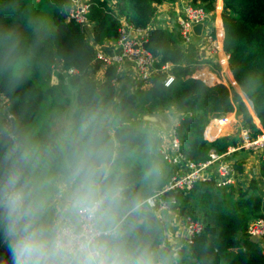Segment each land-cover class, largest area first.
<instances>
[{"label":"trees","instance_id":"obj_1","mask_svg":"<svg viewBox=\"0 0 264 264\" xmlns=\"http://www.w3.org/2000/svg\"><path fill=\"white\" fill-rule=\"evenodd\" d=\"M117 1L119 14L125 15L134 26L147 29L145 46L159 56L156 65L162 67L170 62L174 64L172 71L176 75L170 85L164 84L160 74L150 88L125 94L120 111L142 96L152 99L157 110L175 104L187 111L176 131L183 153L196 162L207 159L212 150L222 153L236 143V137L229 132L213 139L205 137V127L214 117L239 113L245 124L257 131L264 130V0H223L222 11L224 49L229 54V66L251 99L261 127L239 91L213 79L209 70L184 77L188 66L183 59L188 57L190 62L200 59L185 53L172 30L161 24L151 26L156 4L166 0ZM86 2V14L94 22L95 42L116 40L121 20L109 0ZM72 3L73 0H0V94L8 101V105L0 102V107H4L0 108V141L5 130L23 131L27 126L32 136L37 131L34 140L38 143L52 142L61 131L57 126L59 120L70 110L72 89L76 90L77 100L72 118L85 109H101L112 117L116 95L114 80L120 76L118 65L105 68L107 81L101 84L89 76L97 46L87 41L81 25L69 17ZM190 3L214 18L218 0H191ZM16 63L23 66L17 74L13 72ZM69 69L74 71L68 74ZM54 71L58 79L64 80L61 84L50 81ZM57 91L62 100L50 108H42L44 99ZM7 112L15 115L11 121L7 119ZM2 125L7 128L3 129ZM149 126L125 122L115 128L122 146L120 162L130 190L144 198L162 188L176 170L175 165L164 160L160 151L161 137ZM234 167L243 170L241 163H235ZM162 170L168 171L167 176L154 183L152 177ZM147 173H151V179L145 183ZM259 173L264 177V157L260 160ZM171 194V191L166 192L168 196ZM174 195L180 211L199 219L203 229L192 240L183 237L181 248L175 251L168 231L174 225L178 227L177 224L167 223L148 208L146 220L137 233L138 238L150 243L168 264H264V248L248 234L251 222L264 217V196L259 192L256 177H252L247 186L206 179L198 181L190 191H177ZM0 264H11L10 254L3 244H0Z\"/></svg>","mask_w":264,"mask_h":264},{"label":"clouds","instance_id":"obj_2","mask_svg":"<svg viewBox=\"0 0 264 264\" xmlns=\"http://www.w3.org/2000/svg\"><path fill=\"white\" fill-rule=\"evenodd\" d=\"M113 120L85 109L47 145L27 131H4L0 244L11 264H168L138 238L148 206L130 190Z\"/></svg>","mask_w":264,"mask_h":264},{"label":"built area","instance_id":"obj_3","mask_svg":"<svg viewBox=\"0 0 264 264\" xmlns=\"http://www.w3.org/2000/svg\"><path fill=\"white\" fill-rule=\"evenodd\" d=\"M190 2L191 0H188L183 3L184 14L178 21L179 31L183 41L186 44L191 43L197 35L194 31L195 25L202 24L200 44L210 53L218 51L219 48H222V40L219 39L220 36L218 32L212 30L211 26V24H215L216 21L213 19V16L205 12L203 8L195 7ZM86 11V0H73L69 9V17L78 22L83 29L90 20ZM119 16L121 27L119 37L116 39L118 49L116 50L113 48V50H108L103 46V43L97 44L94 62L104 69L109 65L116 64L119 66L118 70H120V66L126 60L132 61L136 71L135 87L154 85L156 75L158 74L164 75L163 81L165 85H170L174 82L176 78L175 73L172 71L174 64L167 62L162 67H158L156 61L159 60V56L154 55L145 46V39L148 37L147 29L136 27L130 23L125 16ZM151 26L156 25L151 24ZM207 57L208 56L199 55L200 60L185 62L188 66L185 74L191 76L190 74L192 73L206 69L210 71L213 79L229 84L225 76L224 66H215L213 62L209 63L208 60L205 59ZM203 59L205 60L201 61ZM73 71L74 69H69V73ZM8 116L12 120L14 114L8 112ZM231 117V115H224L212 118L205 127V137L213 139L228 132L229 127L235 121V118ZM176 126L177 123L171 128L170 132H161L162 142L160 151L167 161L177 166V169L166 185L147 196L145 200L148 208L153 209L159 217L165 219L166 222L172 219L169 221V224L175 223L178 226V220L174 219L173 213H171L173 206L176 207L177 205V199L174 193L177 191L188 192L198 181L206 179H213L217 182L233 183L236 169L234 164L229 160V155L239 149H246L257 151L262 154L263 158L264 130L257 131L249 125L241 123L239 126V141L230 144L225 152L218 153L212 150L207 159L196 162L189 159L181 150V142L176 132ZM167 191H171L173 194L168 196L166 195ZM184 221L185 226L179 228L176 233L177 242H174V244L172 243L175 251L181 247L183 237L186 236L188 239L192 240V238L203 229V224L199 219L187 215L184 217ZM180 229L183 231V234L180 232ZM248 234L249 237H258V241L264 238V217H258L251 222L248 228ZM169 241L172 242L171 240Z\"/></svg>","mask_w":264,"mask_h":264},{"label":"crops","instance_id":"obj_4","mask_svg":"<svg viewBox=\"0 0 264 264\" xmlns=\"http://www.w3.org/2000/svg\"><path fill=\"white\" fill-rule=\"evenodd\" d=\"M185 1H188V0H180V1L166 0L162 3H158L156 5V11H155L151 24L152 25L161 24L169 28L170 30H172L175 36L180 39V44L184 48V51L186 54L187 53L192 54L195 57V59H199V55L208 56L205 59H207L209 63L213 62L215 66H218V65L224 66L225 76H226L228 83L232 85L235 90L239 91V93L241 94L245 102L246 101L248 102L247 99H249V101L251 102V106L247 102L246 103L254 116L256 124L259 127H261L260 120L257 117V114L254 109V105L251 99L243 91V89L241 88L237 80L235 79L233 72L229 66V54L224 49V26H223V19H222V11L224 10L223 0H218L216 13L214 14V20L216 22L215 24H213V27H214L213 30L218 32L220 36L219 39L222 40V48H219L218 51L211 52V53L206 51L203 48V46L200 44L201 42L200 38L202 36V26L194 29L197 35L191 43L186 44L183 41V38L179 31L178 21L184 14L183 3ZM109 3L118 13V9H119L118 1L109 0ZM119 15H122V14H119ZM93 27H94V22L90 21V26L88 27V29H86V27L83 29L85 32L87 41L92 42V43L95 41L94 34H93ZM102 43H103V46L106 47L108 50H113V48H115L116 50L118 49L117 40L106 39ZM183 60H184V64L185 62H190L189 61L190 59L188 57H185ZM89 76L96 79L98 84H101L104 81H107V76H106L104 68H102L101 66H99V64H96L95 62H94L93 68L90 70ZM135 77H136V71H135L133 62L130 60H126L120 66V76L118 77V79L115 80V83H114L115 89H116V95H115L114 102H113V108H115L116 106H119V108H121L120 107L121 99L125 94H128L130 92H135L138 89L146 90L152 86L151 85V86H146V87L145 86L135 87L134 86ZM56 78L58 77L56 76ZM55 83H58V82H55ZM74 100H76V90L72 89L70 107L72 106ZM0 102L5 103V104L8 103L5 95L0 94ZM150 105L152 108H154L153 100L150 103ZM150 105L148 106L149 108H150ZM170 105L173 106L174 104H170ZM130 106L126 108H129ZM165 108H169V106ZM251 108L253 109L251 110ZM123 111L118 110V112H123ZM171 113H172V118L170 119L169 125L162 123L159 119L156 118V116L155 118H148L145 116V118L143 117L142 119H146V121L150 122L151 124L153 123L156 126V128L160 131L170 132L171 128H173L176 125V123L180 121L185 111L172 110ZM112 117L114 118V113ZM233 118H235V121L229 127L228 132L236 137V141H239V126L241 125V123H244V122L242 121V115L239 113H234ZM121 123H125V122L115 121L113 124H116L115 126H117L118 124H121ZM261 158H262V154L258 153L257 151H253V150L239 149L231 153L229 155V160L233 164L241 163L243 166L242 171L235 168L236 174L233 180V184H235L236 186H247L249 184L250 179L252 177H256L259 183V192L264 196V177L261 176L259 173V164H260ZM263 211H264V200H263ZM174 226H175L173 227L174 232L172 233L173 238L175 237V234L179 230V226L178 227H176V225ZM259 242L264 248V238L259 239Z\"/></svg>","mask_w":264,"mask_h":264},{"label":"rangeland","instance_id":"obj_5","mask_svg":"<svg viewBox=\"0 0 264 264\" xmlns=\"http://www.w3.org/2000/svg\"><path fill=\"white\" fill-rule=\"evenodd\" d=\"M90 21L87 23L86 25V29H88V27L90 26ZM14 68H15V71H13L14 73H19L23 66L22 64L20 63H16L14 65ZM57 74L56 72L54 71L50 77V81L51 82H58V83H62L64 80H60L58 78H56ZM184 77L187 78L188 75L184 74ZM72 92V91H71ZM59 100H62V97L60 96V94L58 93V91L51 95V96H48L44 99L43 101V104H42V108H50L51 105H53L56 101H59ZM248 100V104L251 106V102ZM152 102V100L147 97V96H142L141 98H139L132 106H130L129 108H126L123 112H118L119 110V106H116L115 108H113V112H112V115L114 113V120H113V123L115 121H124V122H131V123H139L141 125H150L151 123L146 121V119H142L143 117L145 118L148 117V118H156L159 119L162 123L166 124V125H169L170 123V119L172 118V113L171 111L172 110H176V111H185V110H181L179 109L175 104L173 106L171 105H168L169 108H162V109H155V108H149L148 106L150 105V103ZM76 103H77V100H74L72 106L68 108H70L69 112L67 111V113H65L63 115V117L59 120L57 126L58 128H62L64 127V125L67 123V121L72 118V115L71 113L74 111V108L76 106ZM167 107V106H166ZM0 108H4V107H0ZM253 108H251L252 110ZM41 110V108H40ZM189 111H192V110H189ZM188 113L187 111H185L184 114ZM14 114V113H13ZM15 117V115H14ZM13 117V118H14ZM233 118V116L231 117ZM8 120L11 121V119L9 118V116L7 117ZM116 124H113V127L115 129V126ZM152 126H149V127H153L156 132L158 133V130L156 128V126L152 123L151 124ZM30 128H32L33 126L30 125ZM23 131H28V127L25 126L24 130ZM30 133V132H29ZM36 133L37 131H35L33 134V139L36 137ZM168 174V171H165V170H162L160 171L159 173L157 174H154V176L152 177V179L155 181L154 183H156V181L160 180L161 178H165ZM170 180V177L168 176L167 180L165 181V184L166 185ZM173 213V216H174V219L178 220V226L179 228L181 227H184L185 226V221H184V217H186L187 215L186 214H183L180 209H179V205L177 204L176 207L173 206L172 208V212ZM173 219V220H174ZM172 219H169L167 223H170L169 221H171ZM174 232V228L171 227L168 231V234H169V237L168 239L172 241V243L174 244V242H177V238L172 236V233ZM180 232L183 234V231L180 229ZM176 236V235H175ZM174 240V241H173Z\"/></svg>","mask_w":264,"mask_h":264},{"label":"water","instance_id":"obj_6","mask_svg":"<svg viewBox=\"0 0 264 264\" xmlns=\"http://www.w3.org/2000/svg\"><path fill=\"white\" fill-rule=\"evenodd\" d=\"M200 26H202V24H197L194 28H199ZM94 43L96 44V42H94ZM251 239L254 241H258V237H256V236H252Z\"/></svg>","mask_w":264,"mask_h":264}]
</instances>
